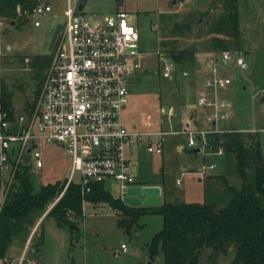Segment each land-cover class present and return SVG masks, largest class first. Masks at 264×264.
<instances>
[{
	"label": "rangeland",
	"instance_id": "rangeland-1",
	"mask_svg": "<svg viewBox=\"0 0 264 264\" xmlns=\"http://www.w3.org/2000/svg\"><path fill=\"white\" fill-rule=\"evenodd\" d=\"M46 1L52 3L46 15H32L27 21L17 20L14 24L5 18L0 28V80L2 76L7 82L14 112L34 102L38 94L39 75L44 71L45 58L51 51L48 49L50 35L54 25L65 20L63 9L66 0ZM211 4L212 0L86 1L82 10L88 14L104 16L118 9L129 11L132 21L140 28L142 48L148 51L145 56L146 66L138 71V76L131 84L132 93L124 113L125 122L129 126L137 124L149 129L163 126L167 130L187 120L185 112L188 110L190 117L196 113L198 124L212 127L205 118L206 113L212 112L213 108L197 103L198 89L206 72V60L216 51L208 44L211 39L209 28L217 14L223 10L222 5ZM239 5L244 39L242 53L248 60V66L240 68L235 58L228 65H222V70L233 78L231 84L222 90V94L232 99L235 106L231 115L222 118L219 125L223 129H256L248 131L259 134L264 151V0H239ZM200 12H203L198 20L201 28L196 25L189 31L181 26L185 19L193 22ZM35 17L40 19V24L33 23ZM178 20L179 23H176ZM176 26L180 27L176 29ZM165 38L170 41L169 46L173 44L180 48L196 45V59L177 62L166 51ZM167 60H173L177 66L173 76L162 72ZM183 68L188 69L190 75L183 74ZM164 138L163 153L149 152L145 144L135 145L132 161L139 165L138 182L161 183L164 187L163 201L206 200L216 207L226 206L232 195L228 184L240 186L242 182L235 154L218 152V149H213L207 141L203 143L201 139L196 145L201 146L198 154L189 153L182 148L184 145L192 147L187 144L188 137L185 134L169 131ZM42 158L43 166L29 168L34 191L43 183L68 175L69 157L60 146L44 144ZM212 163L216 165L211 166ZM247 181L252 182L250 176ZM106 187L115 196L120 194L118 181L109 180ZM1 196L2 191L0 199ZM57 197L54 196L46 205L44 213L52 207ZM84 205V215L75 219V224H71L77 226L78 230L61 226L50 215L40 219L38 229L43 230V242L39 251L25 248L23 252L24 243L18 245L28 232L26 223H33L34 218L13 223L12 244L17 246L10 247L9 253L17 257L23 252V264H30L31 260L33 264H165L164 253L158 252L152 257L149 251L154 234L164 226L161 213H142L129 235L119 225L118 211L107 202L87 201ZM38 234L36 231L30 240L33 247ZM123 242L128 245V250L116 257L113 251L121 248ZM208 254L204 255L201 264L209 260ZM233 256L234 250L227 255L219 253L217 264H232ZM11 259L9 262H13Z\"/></svg>",
	"mask_w": 264,
	"mask_h": 264
},
{
	"label": "built area",
	"instance_id": "built-area-1",
	"mask_svg": "<svg viewBox=\"0 0 264 264\" xmlns=\"http://www.w3.org/2000/svg\"><path fill=\"white\" fill-rule=\"evenodd\" d=\"M78 2L65 1V20L34 102L12 115L0 110L1 203L22 164L43 166L44 144L60 146L69 157L63 189L76 181L85 192L92 181L106 183L114 179L121 188L116 197L124 199L129 187L145 184L138 182V171L130 155L135 145L145 144L149 152L163 153L164 137L169 131L185 134L188 145L196 146L200 139L207 141L209 132L226 130L219 122L230 116L235 103L222 94L233 80L222 65L235 58L236 65L246 68L248 60L242 50H217L206 60L197 103L213 108L205 118L212 127L189 121L167 130L163 126H129L124 113L132 93L131 84L146 66L148 53L141 45L140 28L125 9L101 16L78 10ZM50 9L49 2L39 0L28 10L29 16L46 15ZM4 22L5 18L0 16V28ZM33 23L40 24V19L35 17ZM176 70L173 60H167L162 67L164 75L173 76ZM181 72L190 75L188 69ZM31 143L33 147L28 152ZM222 151L223 148L218 149ZM27 152L28 160L24 158ZM126 250L127 244L123 242L113 254L120 257ZM24 258L22 254L7 264H22Z\"/></svg>",
	"mask_w": 264,
	"mask_h": 264
},
{
	"label": "trees",
	"instance_id": "trees-1",
	"mask_svg": "<svg viewBox=\"0 0 264 264\" xmlns=\"http://www.w3.org/2000/svg\"><path fill=\"white\" fill-rule=\"evenodd\" d=\"M39 0H0V16L7 21H27L29 11ZM222 5L223 10L214 18L209 28V45L216 51L221 49L243 50L239 0H212L211 6ZM203 12L192 22L185 19L179 25L187 30L201 26L198 22ZM190 20V21H189ZM179 23V20L176 21ZM203 25V24H202ZM180 26H176L178 29ZM208 41V40H207ZM166 51L177 62L194 61L197 47H176L166 38ZM51 52L45 58V67L50 62ZM2 62L3 59H1ZM43 72H41L37 90ZM14 113L11 93L7 82L0 80V110ZM208 146L213 149L234 153L237 160L241 185L228 184L232 195L226 206H218L206 200H185L180 202L162 201L159 204H130L116 197L103 181H92L85 187L71 181L63 185L66 176L57 178L33 190L30 165L22 164L15 173L16 180L10 184L0 205V262L6 264V254L11 244L13 223L25 218H35L44 212L46 205L54 199L46 212L61 226L70 227L75 219L84 215V202H107L119 213L118 222L126 233L132 234L138 217L145 212H159L163 215L164 226L154 234L149 251L154 257L158 252L165 255V264H217L219 253L230 254L234 250L232 264H264V151L257 132L240 129L216 130L207 134ZM251 172V173H250ZM248 176L252 182L247 181ZM226 179V178H225ZM227 181V179H226ZM0 175V188H1ZM43 230L39 231L34 247L37 251L43 242Z\"/></svg>",
	"mask_w": 264,
	"mask_h": 264
},
{
	"label": "water",
	"instance_id": "water-1",
	"mask_svg": "<svg viewBox=\"0 0 264 264\" xmlns=\"http://www.w3.org/2000/svg\"><path fill=\"white\" fill-rule=\"evenodd\" d=\"M87 0H80L78 2L77 9L82 10ZM178 0H174L176 2ZM13 20L10 22L13 24ZM61 22H57L54 25V29L50 35L49 41H48V49H52L54 46V42L56 40V37L61 29ZM264 99V95L262 97ZM33 147V143H31L30 146H28L27 151L29 152ZM188 151L198 154L197 152L200 150V147H190L187 148ZM26 153L24 155V158L28 160L29 153ZM134 169H136V164L134 165ZM125 201H127L130 204H146V205H153V204H159L161 202V187L159 184L152 183V184H144L136 186L129 187L127 194L124 197ZM74 229L78 230L77 226L71 225Z\"/></svg>",
	"mask_w": 264,
	"mask_h": 264
},
{
	"label": "crops",
	"instance_id": "crops-1",
	"mask_svg": "<svg viewBox=\"0 0 264 264\" xmlns=\"http://www.w3.org/2000/svg\"><path fill=\"white\" fill-rule=\"evenodd\" d=\"M51 8H52V3H51ZM51 10V9H50ZM13 24H14V22H13ZM8 47H10V45L8 46ZM11 55V54H10ZM12 57V56H11ZM203 67V66H202ZM205 67V66H204ZM196 79V78H195ZM194 79V81H196ZM200 79V78H199ZM190 85V84H189ZM185 86H186V83H185ZM245 88H247V86H244ZM201 88V87H200ZM199 91L198 92H200V89H198ZM198 92H196L197 94H198ZM263 97V96H262ZM234 108V107H233ZM232 111H233V109H232ZM232 111H231V113H232ZM185 115H188V119L186 120H184V121H189L190 123L192 122L193 124H195V125H200V126H203V125H201V124H198L197 123V121L198 120H196L197 119V115H196V113L192 116V117H190L189 116V112H188V110L185 112ZM231 115V114H230ZM183 121V122H184ZM183 122H181V123H183ZM180 123V124H181ZM210 123V122H209ZM203 127H208V126H203ZM211 127V126H210ZM232 129H240V130H246V131H248V130H256V129H251V128H237V127H232V128H229V130H232ZM260 137V136H259ZM260 140H261V138H260ZM188 144V143H187ZM190 146V145H189ZM193 147V146H192ZM199 147V146H198ZM182 148H184V149H186L187 150V146H182ZM188 151V150H187ZM189 153H193V152H190V151H188ZM223 152V151H222ZM132 151L130 152V155H131V158H132ZM196 154V153H195ZM136 164V169H137V171L139 170V165H138V163H134V165ZM139 172V171H138ZM139 183H145V184H152V183H156V184H159L160 185V187H161V202L163 201V190H164V187H162V184L161 183H159L158 181H152V182H139ZM1 198H2V196H1ZM0 202H1V199H0ZM46 215V213H41L40 215H38V217H35L34 218V220H33V223H26V228L28 229V232L26 233V235L20 240V242L18 243V245H22L23 243H24V249H23V252L25 251V248H31V249H34L35 251H37L36 249H35V247H33L32 245H31V238L34 236V234H36V231L39 233V229H38V227L40 226V222H41V220L40 219H42L43 218V216H45ZM13 239V238H12ZM12 239H11V244L9 245V247H8V249H7V254H6V264L9 262V258L10 257H12V259L10 260V261H16L17 260V258H18V256H20V255H22L23 254V252L20 254V255H18L17 257H13L9 252V249H10V247H13V246H17V245H13L12 244ZM28 241H30L29 242V244L27 245V242ZM127 250H128V245H127ZM126 250V251H127ZM25 259V258H24ZM23 262H24V260H23ZM34 263V261L33 260H31V263L30 264H33ZM23 264V263H22Z\"/></svg>",
	"mask_w": 264,
	"mask_h": 264
}]
</instances>
